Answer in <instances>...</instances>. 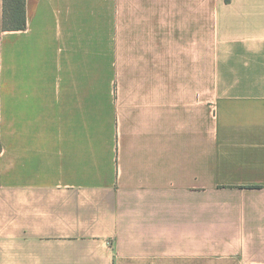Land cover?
<instances>
[{
  "label": "crops",
  "instance_id": "obj_1",
  "mask_svg": "<svg viewBox=\"0 0 264 264\" xmlns=\"http://www.w3.org/2000/svg\"><path fill=\"white\" fill-rule=\"evenodd\" d=\"M0 9V264H264V0Z\"/></svg>",
  "mask_w": 264,
  "mask_h": 264
},
{
  "label": "trees",
  "instance_id": "obj_2",
  "mask_svg": "<svg viewBox=\"0 0 264 264\" xmlns=\"http://www.w3.org/2000/svg\"><path fill=\"white\" fill-rule=\"evenodd\" d=\"M2 27L5 30H22L27 26L26 0H1Z\"/></svg>",
  "mask_w": 264,
  "mask_h": 264
},
{
  "label": "rangeland",
  "instance_id": "obj_3",
  "mask_svg": "<svg viewBox=\"0 0 264 264\" xmlns=\"http://www.w3.org/2000/svg\"><path fill=\"white\" fill-rule=\"evenodd\" d=\"M1 7H2V2H1V0H0V9H1Z\"/></svg>",
  "mask_w": 264,
  "mask_h": 264
}]
</instances>
